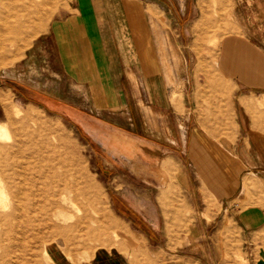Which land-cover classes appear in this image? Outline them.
I'll use <instances>...</instances> for the list:
<instances>
[{
  "label": "crops",
  "instance_id": "1",
  "mask_svg": "<svg viewBox=\"0 0 264 264\" xmlns=\"http://www.w3.org/2000/svg\"><path fill=\"white\" fill-rule=\"evenodd\" d=\"M151 2L155 1L66 0L58 12L52 4L51 13L41 20L34 19L31 10L22 27L16 24L14 42L18 51L23 50L16 59H20L18 77L6 78V82L27 103L79 123L103 150L104 160L115 166H123L117 156L142 168L170 169L179 159V185L193 212L191 223L184 222L188 234L179 239L185 242L179 246V264H202L201 242L208 238L207 229L216 224L215 217H204L212 211L204 203L206 196L228 200L219 203L220 209L239 229L248 264H264V255L259 251L256 257L253 245L255 235L264 230V211L232 203L237 197L243 202V194L252 190L248 183L253 184L258 170L264 169V126L251 118L255 105H264V0L234 1V12L245 32L233 33L219 49L217 66L225 90L230 89L226 93L236 90L238 105V110L231 107L236 118L231 123L234 127L228 129L236 130L237 136L229 149L212 143L201 132L195 91L183 90L174 102L169 91L172 75L175 83L178 78L186 82L187 90L193 80L185 74L187 66L185 71L179 66L178 41L154 42L156 25L148 9L161 12ZM10 61L9 56L0 58V65ZM172 66L179 67L178 74ZM187 163L195 178L202 180V189L201 183L195 187L192 175L184 173ZM152 173L149 176L155 177ZM139 210L133 207L128 212L135 215ZM121 219L124 230L137 236L132 229L137 223L129 217ZM53 258L57 260L58 255ZM56 263L65 264L61 259ZM81 264L131 262L116 249H100Z\"/></svg>",
  "mask_w": 264,
  "mask_h": 264
},
{
  "label": "rangeland",
  "instance_id": "2",
  "mask_svg": "<svg viewBox=\"0 0 264 264\" xmlns=\"http://www.w3.org/2000/svg\"><path fill=\"white\" fill-rule=\"evenodd\" d=\"M65 1L3 0L1 3L0 58L9 56L11 61L0 65V125L8 127L5 136L0 138V188L3 190L0 197V264H57L60 259L65 264H81L100 249H116L131 264H179V246L185 244L179 239L188 234L187 225L193 218L179 185V159L170 169L159 165L142 168L117 156L123 166H115L111 160H104L103 150L83 132L79 123L27 103L6 82V78L18 77L16 64L20 59H16L23 51H18L14 42L16 24L19 27L31 10L34 16L46 11L43 18L48 17L52 4L58 12ZM152 1L155 2L151 5L161 12L160 15L148 9L156 25L152 34L154 42H163L164 38L169 43L178 41L179 66L182 65L184 71L187 66L185 74L193 80L191 90H187L188 84L179 78L175 83L172 75L169 91L173 92L174 102L175 99L179 101L183 90L195 91L197 106L201 108L203 135L212 143L225 145L223 148L229 149L230 144L233 147L236 130L228 128L234 127L231 123L236 118L231 107L238 110L236 90L226 93L230 89L225 90L217 61L221 58L219 49L223 41L234 36L233 33L245 32L240 26L242 20H238L233 9L235 0ZM34 19L41 20L39 16ZM172 72L178 74L179 67L172 66ZM4 97L9 99L6 106L2 103ZM16 109L22 111L17 117L14 115ZM9 117L12 119L8 120ZM251 118L264 126V105L258 102ZM46 126L56 131L48 135ZM99 131L102 134L101 128ZM60 133L69 140L67 147L59 141ZM32 152L36 153V159H30ZM10 163L20 168V173L11 172L15 174V184L10 188L12 194H8L3 182L4 170ZM184 167V173L192 175L194 186L199 182L202 189V180L195 178L191 164ZM258 171L257 179L254 178L257 183H248L252 190L243 194L245 204L236 198L238 194L235 196L232 203L239 208L260 207L264 211V169ZM152 172L155 177H150ZM20 182L24 183V194L18 196L21 201L16 202L14 197ZM29 182L35 183L34 186ZM26 201L33 211L23 209ZM221 201L228 200L212 196L204 200L206 205L212 206L211 215L204 217H215L216 224L207 229L208 238L201 242L202 264L205 261L206 264H248L243 238L233 220L220 209ZM128 207L141 210L133 215ZM199 207H202L201 202ZM24 212L28 213L29 222H24L28 219ZM7 215L11 219L4 217ZM122 216L137 223L132 227L137 236L130 235L120 225L124 223ZM184 222H188L187 225ZM253 245L257 249L256 257L259 251L264 255V230L255 235ZM2 251H5L4 256ZM55 254L57 260L53 258Z\"/></svg>",
  "mask_w": 264,
  "mask_h": 264
},
{
  "label": "bare ground",
  "instance_id": "3",
  "mask_svg": "<svg viewBox=\"0 0 264 264\" xmlns=\"http://www.w3.org/2000/svg\"><path fill=\"white\" fill-rule=\"evenodd\" d=\"M41 1V0H40ZM47 2H48V0H46ZM38 2V1H37ZM36 13L38 12V11H35ZM35 13V14H36ZM45 13H46V11H44V13L43 12H41V13H38L36 16H39L40 18H42L44 15H45ZM33 14H34V12H33ZM35 16V17H36ZM24 47H27V45L26 46H24ZM21 55V54H20ZM9 99H8V97L7 98H2V103H3V106H6V104H7V101H8ZM20 112L22 113V111H20V109H16V111H15V113L16 114H14L16 117L20 114ZM41 118V117H40ZM10 119H12V117H9V119L8 120H10ZM8 127H6L5 125H0V138L1 137H4L5 136V134H6V132H7V129ZM45 129H46V132H48V135H50V134H52V133H54V131H56V129H54L53 127H48V126H46L45 127ZM59 141L63 144V146L64 147H67L70 143H69V140L67 139V137L63 134V133H60V135H59ZM71 146V145H70ZM35 147V146H34ZM11 153H8V155H10ZM35 155H36V153L35 152H32V155L30 156V159H32L33 157H35ZM38 156V155H37ZM43 156V155H42ZM11 157L9 156V159H10ZM39 158V157H38ZM35 159H36V157H35ZM11 161V160H10ZM18 169V170H17ZM20 168H19V166H18V164H13V163H10L9 164V168H7V169H5L4 170V181L3 182H5V188H6V190H7V192H8V194H12L11 193V191H10V188H12L13 187V184H15L14 182V175L15 174H13V173H11V172H14V171H17L18 173H20V170H19ZM8 173H10L9 175H7L6 176V174H8ZM35 176V175H34ZM37 178H38V176H37ZM36 179V178H35ZM1 180V179H0ZM31 181V180H30ZM35 182V181H34ZM36 183V182H35ZM34 183V184H35ZM17 184V183H16ZM28 184H30L32 187L34 186V184H32V182H29ZM18 186H19V189H21V190H19L18 189V193L16 194V196L14 197V198H16V202L17 201H21L20 200V197L18 198V196H20L21 194H24V192H22L23 191V189H22V187L24 186V183L23 182H20V184H17ZM2 187V186H1ZM3 190L0 188V197H1V192H2ZM11 196H14V195H11ZM4 197V196H3ZM0 204H1V202H0ZM18 205V204H17ZM30 204H29V202H25L24 203V205L22 206L23 207V209H25V210H29V211H33V207H31V205L29 206ZM2 206V205H1ZM17 207V210H20L19 208H18V206H16ZM6 208V207H5ZM4 207H3V209H5ZM1 209V208H0ZM25 214H26V217L28 218L29 217V215H28V213H26V212H24ZM16 214V213H15ZM23 214V213H22ZM22 216H24V215H22ZM6 219H11V216L10 215H7V216H4ZM14 218V217H13ZM17 218V217H16ZM18 218H20V217H18ZM21 220V219H20ZM30 221V218H28L26 221H24L25 223L26 222H29ZM8 222V221H7ZM4 224H6V223H4ZM28 224V223H27ZM8 226V225H7ZM8 227H10V225L8 226ZM5 228V227H4ZM10 230V229H9ZM5 251H2L1 252V254H2V256H4L5 254ZM1 257V256H0Z\"/></svg>",
  "mask_w": 264,
  "mask_h": 264
}]
</instances>
